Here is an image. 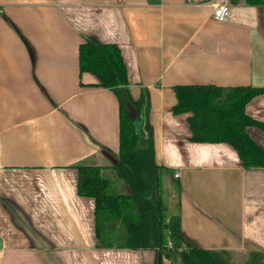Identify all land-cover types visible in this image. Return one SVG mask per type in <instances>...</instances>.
I'll return each mask as SVG.
<instances>
[{
    "label": "crops",
    "instance_id": "crops-1",
    "mask_svg": "<svg viewBox=\"0 0 264 264\" xmlns=\"http://www.w3.org/2000/svg\"><path fill=\"white\" fill-rule=\"evenodd\" d=\"M219 2L0 0V264H154L153 249L118 237L98 246L95 202L77 191L82 166L119 179L118 101L80 72L86 39L117 45L133 101L148 91L166 221L227 264H264V168H243L225 143L191 142L189 114L172 113L176 86L264 88V6L228 0L220 22ZM245 114L264 125V94ZM245 132L264 150V127Z\"/></svg>",
    "mask_w": 264,
    "mask_h": 264
},
{
    "label": "trees",
    "instance_id": "trees-1",
    "mask_svg": "<svg viewBox=\"0 0 264 264\" xmlns=\"http://www.w3.org/2000/svg\"><path fill=\"white\" fill-rule=\"evenodd\" d=\"M243 1L251 6H264V0ZM78 64L81 73L96 78L95 86L112 91L117 98L119 142L111 168L128 191L111 192V181L103 176L102 167H79L78 194L95 202L97 245L109 247L111 239L118 237L123 240L120 247L153 249L154 264H164L163 257L170 260L178 257L181 264H227L216 253L188 241L177 217L166 221L167 206L161 191L165 169L155 162L148 91L142 88L139 98L131 99L125 64L117 45L86 39L78 49ZM174 94L172 113L189 114L191 142L225 143L236 151L243 168H264V150L245 132L247 126L264 127L245 114L246 104L264 94V88L184 85L174 87ZM261 258V254L252 255L244 264H262Z\"/></svg>",
    "mask_w": 264,
    "mask_h": 264
},
{
    "label": "built area",
    "instance_id": "built-area-1",
    "mask_svg": "<svg viewBox=\"0 0 264 264\" xmlns=\"http://www.w3.org/2000/svg\"><path fill=\"white\" fill-rule=\"evenodd\" d=\"M229 4H228V0H221V2L217 3L214 7H213V12H212V16L215 20L220 21V22H224L227 20L228 16H229ZM178 174H175V177H177ZM168 246H171V243H168ZM181 251V250H179Z\"/></svg>",
    "mask_w": 264,
    "mask_h": 264
},
{
    "label": "rangeland",
    "instance_id": "rangeland-1",
    "mask_svg": "<svg viewBox=\"0 0 264 264\" xmlns=\"http://www.w3.org/2000/svg\"><path fill=\"white\" fill-rule=\"evenodd\" d=\"M116 179H118V178H116ZM119 181V182H118ZM119 183H123L120 179H118L116 182H114V179H113V181H111V188H110V191L111 192H114V193H120V192H122L121 191V188H120V186H119ZM163 192V191H162ZM163 201L165 202V204L166 203H168L169 202V199L166 197H164L163 196ZM114 241H115V239H113ZM121 242L123 241V240H120Z\"/></svg>",
    "mask_w": 264,
    "mask_h": 264
}]
</instances>
